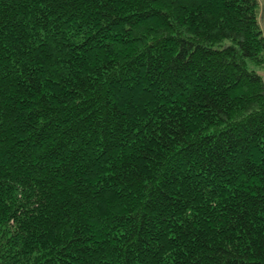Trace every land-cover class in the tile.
Returning <instances> with one entry per match:
<instances>
[{"label":"trees","instance_id":"16d2710c","mask_svg":"<svg viewBox=\"0 0 264 264\" xmlns=\"http://www.w3.org/2000/svg\"><path fill=\"white\" fill-rule=\"evenodd\" d=\"M260 11L0 0V264H264Z\"/></svg>","mask_w":264,"mask_h":264},{"label":"rangeland","instance_id":"374dc122","mask_svg":"<svg viewBox=\"0 0 264 264\" xmlns=\"http://www.w3.org/2000/svg\"><path fill=\"white\" fill-rule=\"evenodd\" d=\"M258 1L260 3V9H261L259 21H260V26L262 28V31L264 32V16H262V6L264 5V0H258Z\"/></svg>","mask_w":264,"mask_h":264}]
</instances>
